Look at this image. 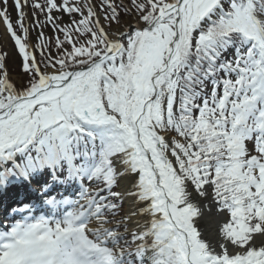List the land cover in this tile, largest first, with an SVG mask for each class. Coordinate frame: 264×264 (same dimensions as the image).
I'll use <instances>...</instances> for the list:
<instances>
[{
    "label": "snow or ice",
    "instance_id": "snow-or-ice-1",
    "mask_svg": "<svg viewBox=\"0 0 264 264\" xmlns=\"http://www.w3.org/2000/svg\"><path fill=\"white\" fill-rule=\"evenodd\" d=\"M0 25V264H264V0H0Z\"/></svg>",
    "mask_w": 264,
    "mask_h": 264
},
{
    "label": "bare ground",
    "instance_id": "bare-ground-1",
    "mask_svg": "<svg viewBox=\"0 0 264 264\" xmlns=\"http://www.w3.org/2000/svg\"><path fill=\"white\" fill-rule=\"evenodd\" d=\"M205 207L203 208V220L201 221V227L207 230L209 233L218 230L219 224L223 219L222 214L218 213L216 208L207 202H205Z\"/></svg>",
    "mask_w": 264,
    "mask_h": 264
},
{
    "label": "rangeland",
    "instance_id": "rangeland-1",
    "mask_svg": "<svg viewBox=\"0 0 264 264\" xmlns=\"http://www.w3.org/2000/svg\"><path fill=\"white\" fill-rule=\"evenodd\" d=\"M49 30V28H48ZM3 35H4V32H3V26L0 25V45L3 44ZM49 35V33L47 34ZM51 35V34H50ZM33 40H36L35 39V36H33ZM38 42V41H37ZM5 47V50L11 52L12 51V42L11 41H8V43L6 45H3ZM18 63V61H17ZM14 78H15V73L13 74Z\"/></svg>",
    "mask_w": 264,
    "mask_h": 264
},
{
    "label": "trees",
    "instance_id": "trees-1",
    "mask_svg": "<svg viewBox=\"0 0 264 264\" xmlns=\"http://www.w3.org/2000/svg\"><path fill=\"white\" fill-rule=\"evenodd\" d=\"M14 18H15V16H14ZM50 31V30H49ZM50 34H52L51 32L49 33V36H50ZM32 35H34V36H36V33L35 32H33V34Z\"/></svg>",
    "mask_w": 264,
    "mask_h": 264
}]
</instances>
